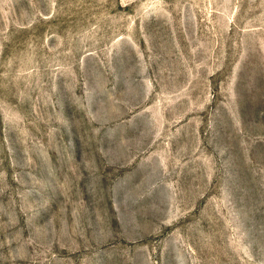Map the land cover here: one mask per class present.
<instances>
[{"label": "rangeland", "instance_id": "374dc122", "mask_svg": "<svg viewBox=\"0 0 264 264\" xmlns=\"http://www.w3.org/2000/svg\"><path fill=\"white\" fill-rule=\"evenodd\" d=\"M0 264H264V0H0Z\"/></svg>", "mask_w": 264, "mask_h": 264}]
</instances>
